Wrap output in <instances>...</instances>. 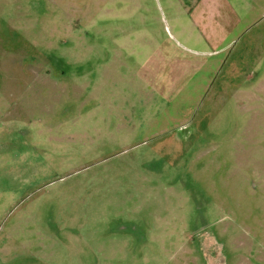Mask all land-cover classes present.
Masks as SVG:
<instances>
[{
  "label": "rangeland",
  "instance_id": "1",
  "mask_svg": "<svg viewBox=\"0 0 264 264\" xmlns=\"http://www.w3.org/2000/svg\"><path fill=\"white\" fill-rule=\"evenodd\" d=\"M0 264H264V0H0Z\"/></svg>",
  "mask_w": 264,
  "mask_h": 264
}]
</instances>
